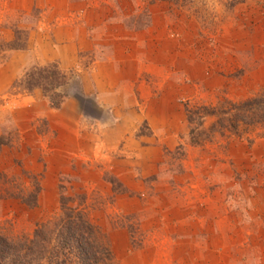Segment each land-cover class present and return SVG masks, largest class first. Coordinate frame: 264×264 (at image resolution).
<instances>
[{
    "label": "rangeland",
    "instance_id": "1",
    "mask_svg": "<svg viewBox=\"0 0 264 264\" xmlns=\"http://www.w3.org/2000/svg\"><path fill=\"white\" fill-rule=\"evenodd\" d=\"M262 87L264 0H0V174L40 185L0 224L70 196L115 264H264L263 129L196 116L194 143L185 112Z\"/></svg>",
    "mask_w": 264,
    "mask_h": 264
},
{
    "label": "trees",
    "instance_id": "2",
    "mask_svg": "<svg viewBox=\"0 0 264 264\" xmlns=\"http://www.w3.org/2000/svg\"><path fill=\"white\" fill-rule=\"evenodd\" d=\"M185 112L191 125V142H199L194 137L192 119L206 115H221L226 129L240 140L255 128L264 132V87L238 101L223 99L216 105L188 106ZM7 143L0 134V152ZM0 178V199H18L28 207L37 205L40 185L36 176H29L30 187L20 188L6 184L2 173ZM73 200L70 196L62 197L58 214L36 222L30 233L13 231L9 221L7 225L0 224V264H115L105 233L91 220L87 206L73 205Z\"/></svg>",
    "mask_w": 264,
    "mask_h": 264
},
{
    "label": "crops",
    "instance_id": "3",
    "mask_svg": "<svg viewBox=\"0 0 264 264\" xmlns=\"http://www.w3.org/2000/svg\"><path fill=\"white\" fill-rule=\"evenodd\" d=\"M92 5H86V4H84L83 5V7H82V9H85V8H87V9H89L90 10V8H92L91 7ZM91 10H93V11H95V13L97 14V15H95V14H91L92 16H93V19L91 18V20L89 21V23H88V26H91V27H94V26H97V25H102V24H100V23H102L105 19H107V17H106V15L103 13V9H91ZM96 21V23L95 24H93L94 22ZM143 40H145V38H142ZM140 40H141V38L139 39V43H140ZM142 44V43H141ZM71 46L74 48L75 47V43H71ZM70 47V46H69ZM71 48V47H70ZM72 49V48H71ZM92 74H95V75H99V74H101V73H99L98 71H97V73H96V70L95 71H93L92 72ZM100 79L103 81V76L101 77L100 76ZM113 87V86H112ZM85 92H86V90H85ZM115 93V92H114ZM114 102H115V98H114ZM101 105V104H100ZM102 106V105H101Z\"/></svg>",
    "mask_w": 264,
    "mask_h": 264
}]
</instances>
